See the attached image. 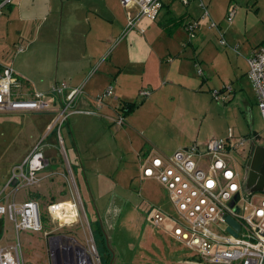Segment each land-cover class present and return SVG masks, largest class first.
I'll return each instance as SVG.
<instances>
[{"label":"rangeland","instance_id":"rangeland-1","mask_svg":"<svg viewBox=\"0 0 264 264\" xmlns=\"http://www.w3.org/2000/svg\"><path fill=\"white\" fill-rule=\"evenodd\" d=\"M189 1L195 2L191 6V20H198L199 27L192 38L185 33L193 46L185 47L184 59L190 62L185 64L191 65L187 71L194 78L195 91L176 95L175 101L168 100L164 105L149 102L141 106L146 98L140 96L134 100L132 109L119 112L125 120L121 126L105 119L71 114L70 129L68 122L61 127L65 156L57 144L55 131L49 133L46 142L51 145L45 155L50 164L41 174H57L39 184L42 186L39 193L42 229L16 232L12 221L0 219V245L11 247L20 241L23 264H49L50 250L54 251L57 236L66 238L68 234L81 240L78 242L86 249L94 243L100 264L109 263L110 253L113 264H207L198 260L194 249L174 237L172 230L179 224L180 216L165 186L154 178L141 176V163L148 154L171 155L180 142L191 139L186 145L189 146L195 141L225 138L230 132L236 138L252 136L256 138L255 143L264 145V118L248 77L247 62L260 45L258 39L264 35V10L258 11L254 0H230L229 4L236 6V13L229 24L222 1L205 3L209 11L207 18L201 17L203 9L196 5L200 0ZM82 2L103 4V0H76L72 4L78 6ZM108 2L115 17L105 9L97 13L85 8L79 31L72 28L69 17L79 13L78 9L67 6L62 12L61 3L55 15L25 24L21 35L17 34L21 23H13L9 34L0 35V63L11 65L25 87L46 91L56 76L57 82L63 81L57 71L61 70L66 50L78 43L92 47L96 37L118 28L123 17L127 23L128 12L134 11L133 7L120 4L119 0ZM174 4L186 11L182 0H174ZM2 18L6 26L8 18L6 15ZM94 19L97 24L91 28ZM211 21L224 33V44L217 29L210 27ZM178 34L177 40L171 39L176 45L184 36V33ZM117 37L103 39L107 44L111 41L112 46ZM126 40H120L118 45L122 46ZM19 45L24 51L17 53ZM110 64L109 57L95 71L94 78L113 71L115 74L118 69L111 70ZM109 76L116 87L118 84ZM134 78L126 72L120 87H127L132 93L137 85ZM213 91L219 94L214 95ZM53 116L47 111L0 112V200L9 192L4 185L12 169L34 141L45 134ZM249 148L250 143L244 149L229 153L242 184ZM38 186L20 189L16 200L27 199L29 191H38ZM57 201L76 204L78 223L58 227L52 221L47 205ZM157 211L163 215L159 224L153 219ZM96 220H113L107 240ZM50 230L52 235L46 238L44 232Z\"/></svg>","mask_w":264,"mask_h":264},{"label":"built area","instance_id":"built-area-1","mask_svg":"<svg viewBox=\"0 0 264 264\" xmlns=\"http://www.w3.org/2000/svg\"><path fill=\"white\" fill-rule=\"evenodd\" d=\"M12 0L0 1V13ZM160 0H120L129 11L127 23L122 33L113 42L111 49L132 29L139 21L150 15ZM187 3V0H183ZM202 17L209 16L203 2ZM132 10V9H131ZM236 12L235 5H229L226 20L231 22ZM210 27L216 28L220 41L225 43L223 32L214 22ZM199 27L198 20H191L185 26L189 38L195 36ZM23 46H17L16 52H23ZM248 77L256 94L257 105L264 118V42H262L247 58ZM97 70L94 66L88 74L90 77ZM22 82L16 76L11 65L0 63V112H41L51 111L54 116L46 127V132L31 146L21 162L12 169L6 182L9 188L6 200H0V219L7 218L13 222L16 232L42 229L39 202L27 198L16 200L17 191L26 187H35L43 179L41 171L49 164L50 159L45 155L44 148L48 146L46 138L51 131H55L57 144L65 156L61 127L68 121L71 114H90L97 111L104 103L105 97L113 95V86L109 85L96 96L97 108L89 110L78 107V100L84 93V84L70 86L66 81L56 82L47 91L34 90L32 93L23 92ZM151 91L142 89L141 97H148ZM218 95V91H213ZM114 122L125 124L123 115L118 113ZM256 138H236L230 132L225 138L213 137L204 142L195 141L189 146L179 147L171 155L153 154L141 163V176L154 178L166 188L168 196L180 216V222L173 227L174 237L195 250L198 259L207 264H264V193L254 192L246 194L243 191L240 173L232 166L229 153L255 142ZM240 197L231 205L235 194ZM75 210L72 220L61 221L54 216L60 202L47 205V211L52 221L58 227L72 226L78 223L77 207L68 201ZM231 217L238 223L236 232H230V224L226 217ZM154 222L159 224L163 215L157 211L153 215ZM46 238L52 231H45ZM51 237V236H50ZM63 237V236H62ZM58 237L54 251L50 250L49 264H100L95 244L89 249L80 244L76 238ZM55 238V237H54ZM51 239V238H50ZM0 264H23L21 244L18 241L11 247L0 245Z\"/></svg>","mask_w":264,"mask_h":264},{"label":"crops","instance_id":"crops-1","mask_svg":"<svg viewBox=\"0 0 264 264\" xmlns=\"http://www.w3.org/2000/svg\"><path fill=\"white\" fill-rule=\"evenodd\" d=\"M75 1L76 0H12L5 6L6 9H3L5 11L4 14L0 16V35H4L7 32L9 34V30L13 23H21L20 26H18L19 28L17 27V34L21 35L24 32L25 24L30 25V23L47 18L51 14L55 15V12L57 11L60 3L62 6V12L67 6L69 9L72 8V10L78 9L79 13L69 14V17L72 21V28L77 31H79V29L82 27L81 24L84 20L83 16L85 14V8L93 9L94 12L97 13H101L102 10L105 9L107 12H110L113 17H115L114 12L110 8L108 0H103L102 6L99 2H95V4L90 3L88 5L85 3L86 1L79 3L77 4L78 6H76L75 4H72ZM218 1H222L225 9L228 10L230 0ZM200 2H203V4L205 5L206 2L212 3L215 2V0H200ZM200 2H196V5L201 7ZM119 3L121 4L120 0ZM182 3H184L183 0ZM190 3L191 2L189 0H187V3H184L186 5V11L183 12L179 7L175 6L174 0H160V2H158V4L154 7L152 13L146 17H143L139 21L138 27L130 30L125 35L123 39L127 38V40L124 41V44H122V46L118 45V43L123 40L121 39V41H119L111 49L110 54L105 59H103V57L111 48V41L108 40L107 44L106 40L103 38L108 39L107 37L111 38L114 35L119 36L126 26L125 17H123V21L120 23L118 28L111 30L105 35H99L100 37H96V43H94L92 47H88L86 46V44H81L79 46L78 43V45L76 44L74 48L70 47L68 51L66 50L63 57L61 70L57 71V75L59 72V76H62L63 81H66L70 86H78L80 84H84V93L78 100V107L84 109L86 108L89 110H95V108H97V94L103 92L109 85H112V79L109 75H111V77H113V80L118 84L116 85V87L112 85L113 95L105 97L104 103L99 109H97V111H94L90 114H74H83L98 119H105L109 122H114V118H116L117 114L120 111H122L123 109L127 111V107L125 105L134 104V100L140 98L139 92L142 89H149L151 93L148 97H145L146 100L141 104V106L149 102L155 104L159 102L158 104L164 105L167 104L168 100H170L171 102L175 101L174 99L176 98V95L180 96L184 92H194V78L189 74V71H187V68L191 67V65L189 66V64H185L188 62V60L184 59L186 58L185 54L187 52L185 47H187L188 45H193L191 44L190 40L186 38L187 34L185 33L187 32L185 27L183 25H180L173 30L172 34L168 35L160 25V22H162L165 17L170 15L174 17L185 16V22L191 21V6L194 5L195 2H192L191 4ZM254 3L257 5L258 11L264 10V0H254ZM1 13H3V11ZM3 15H6L8 18V22L6 21V26L4 24L5 20H3L2 18ZM152 15H154L153 18L151 17ZM85 19L88 20L90 18L85 17ZM96 24L97 20L94 19L91 28ZM179 32L180 34L184 33V36L182 37L181 41L178 42L179 44L176 45V43L171 39L177 40V38L175 37L179 35ZM164 35H167L165 37H168L169 40H165ZM258 40V44L264 42V35H262ZM109 57L111 70H113V67L118 69L115 74L113 71V73L109 72L106 76L101 74L98 77L94 78V74L96 73L94 72L90 77H88V73L94 66L97 65L98 70L100 65L104 61H107ZM126 72L132 73L135 77L134 79H137L136 88L132 93L130 92L131 90L125 87L127 86L126 84H124L125 88H121V85H119L123 75ZM57 81L58 80L56 76L54 83H56ZM51 86L49 87V89L51 88ZM21 89L27 94L32 93L35 90L30 88L29 86L25 87L23 83ZM47 112L53 113L49 110ZM67 124L70 129V123L68 122ZM190 140L180 142L176 149L178 147L188 145ZM50 145L51 144L48 143L47 147H49ZM47 147L44 148V152L46 151ZM29 150L30 149H28L27 152L23 155V158ZM148 156H150V154H148ZM51 160L55 161V158H52ZM55 174L57 173L50 172L47 175L42 174V180H45L49 177L51 178L52 176H55ZM9 177L7 178L6 182L8 181ZM41 187L42 186H40L38 191L31 189L29 191L28 198L35 199L39 202V193L41 191ZM7 194L4 195L1 200H6ZM96 222L98 227L102 231V234H104V232H106L108 228L113 226V220H96ZM71 236L75 237L71 234H68L67 237Z\"/></svg>","mask_w":264,"mask_h":264},{"label":"water","instance_id":"water-1","mask_svg":"<svg viewBox=\"0 0 264 264\" xmlns=\"http://www.w3.org/2000/svg\"><path fill=\"white\" fill-rule=\"evenodd\" d=\"M243 182V191L246 194L254 192L264 193V145L257 144L255 142L251 144L244 168ZM239 197L240 193L237 192L231 202V205H233ZM226 221L230 224L228 230L235 234L236 232L231 228V226L238 229V223L229 216L226 217ZM111 232L112 227L108 228L106 233L104 232L106 240ZM110 264H112V261H110Z\"/></svg>","mask_w":264,"mask_h":264},{"label":"trees","instance_id":"trees-1","mask_svg":"<svg viewBox=\"0 0 264 264\" xmlns=\"http://www.w3.org/2000/svg\"><path fill=\"white\" fill-rule=\"evenodd\" d=\"M186 17L185 16H180V17H174V16H167L163 19L162 22H160L161 27L166 31L168 35L172 34L173 30L180 25H183L184 27L187 25L188 22H185ZM127 107V110L129 111L130 109L133 108L132 104L125 105ZM123 109V108H122ZM200 260V259H198Z\"/></svg>","mask_w":264,"mask_h":264},{"label":"bare ground","instance_id":"bare-ground-1","mask_svg":"<svg viewBox=\"0 0 264 264\" xmlns=\"http://www.w3.org/2000/svg\"><path fill=\"white\" fill-rule=\"evenodd\" d=\"M68 201L60 202L58 208L54 212V216L61 221L72 220L74 217L75 210L72 208Z\"/></svg>","mask_w":264,"mask_h":264},{"label":"flooded vegetation","instance_id":"flooded-vegetation-1","mask_svg":"<svg viewBox=\"0 0 264 264\" xmlns=\"http://www.w3.org/2000/svg\"><path fill=\"white\" fill-rule=\"evenodd\" d=\"M251 144H252V143H250V147H251ZM249 150H250V148H249ZM245 164H246V163H245ZM105 233H106V232H105ZM110 261H112V264H113V259H112V255H111V253H110V258H109V260H108V262H109L108 264H110Z\"/></svg>","mask_w":264,"mask_h":264}]
</instances>
